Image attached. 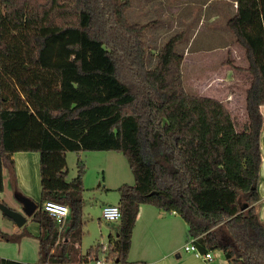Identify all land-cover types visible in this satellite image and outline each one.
<instances>
[{"label": "trees", "instance_id": "trees-1", "mask_svg": "<svg viewBox=\"0 0 264 264\" xmlns=\"http://www.w3.org/2000/svg\"><path fill=\"white\" fill-rule=\"evenodd\" d=\"M226 22L247 61L246 119L224 101L185 85L182 34L167 40L154 67L132 0H0V192L17 151H38L40 260L1 264H84L100 257L81 242L84 162L68 180L67 152H122L135 177L118 188L122 216L108 264L128 262L141 205L180 215L203 252L230 264H264L257 211L264 116V0H235ZM150 47V46H148ZM240 68V67H238ZM64 203L63 224L43 207ZM1 237H9L1 234ZM104 248V246H103Z\"/></svg>", "mask_w": 264, "mask_h": 264}, {"label": "rangeland", "instance_id": "rangeland-1", "mask_svg": "<svg viewBox=\"0 0 264 264\" xmlns=\"http://www.w3.org/2000/svg\"><path fill=\"white\" fill-rule=\"evenodd\" d=\"M203 1L204 0H169L171 7H173V9L178 8V11H176L178 15H180H177L178 17H176V20L173 22L168 18H161V22L163 23L153 25L144 32V38L148 46H150H147L146 55L148 66L154 67L156 65L160 48L167 40L176 34H182V39L178 42L176 49L180 53H183L184 57L186 51L187 53L192 52L196 50L198 46H215V44H222L220 41L219 43H209L211 41H208L207 38L210 36L212 30L218 29L221 31L227 28V13L225 14L226 17H224V12L225 10L227 11L229 7L221 6L223 0H221V2L210 0L211 2L206 5L208 8H205L202 3ZM218 2L220 4L216 6ZM192 3H194L195 6H193ZM140 4V0H132V8L128 11V18L130 21L144 23L153 20V18L157 16L153 15L156 12H152L150 9L145 10L142 6V10L136 11V6L138 5L137 7H140ZM215 9H217V12ZM214 14L217 16H215V23L212 24L210 23V18ZM236 50L237 52L233 57H237L236 61L240 64V59L243 56L242 49L237 46ZM192 56L191 53L190 56L187 57L188 60L185 67L184 80L186 87L192 92L199 94L205 89L206 93H210L212 90L218 88L220 92L215 95H219L223 98H226L230 92H234V97H238V101L235 98H231L232 104L228 106L232 113L236 115L238 122L242 125L246 119L245 92L243 91L245 87L243 85L248 84L247 74L244 73L241 68L236 69V67L231 70L235 80L234 86L219 85L215 82L214 85H198V75L194 72ZM228 68H226V70L223 69V73L220 76H226L227 74L231 75V72H228L230 71ZM226 80L224 82L225 84L227 83ZM79 159L85 164V171L82 179L85 188L83 216L86 223L83 227L84 234L81 242V250L83 253H86L91 248L101 246L99 255L102 257L106 255V253L103 252V246H107L108 244V235L111 232L115 233L119 225V219H117V221H109L102 218L103 207L105 204H118L120 199L118 188L125 183L134 184L135 177L126 156L122 152L113 150H85L67 152L68 180L73 179L77 175V163ZM40 200L41 191L34 197V201L39 203ZM0 202H4L13 209L17 208V211H22V209L15 204L18 203V201L15 197L12 185L8 190L0 192ZM38 230L39 224L32 218H28L25 225L18 226L17 223L12 218L8 217L0 208V235L2 233H7L14 238L10 241L0 238V260L9 258L29 263L37 262L40 258L37 240ZM20 233H25L26 236L19 239L20 237L18 234ZM89 264L94 263L92 261Z\"/></svg>", "mask_w": 264, "mask_h": 264}, {"label": "crops", "instance_id": "crops-1", "mask_svg": "<svg viewBox=\"0 0 264 264\" xmlns=\"http://www.w3.org/2000/svg\"><path fill=\"white\" fill-rule=\"evenodd\" d=\"M185 1V0H182ZM219 1L221 0H214ZM140 7L136 6V11H140L141 6L145 10L156 12L153 15H157L153 18L154 24L158 25L161 22V18L170 19L172 22L178 17V8L173 9L169 0H140ZM194 2V1H193ZM210 0H204L203 6H206ZM216 6H218L220 3ZM223 7H229L228 10L224 12L227 13L226 22L230 16H232L237 8V3L235 0H223L221 2ZM153 5V6H152ZM193 6L194 3H192ZM143 9V10H144ZM226 9V8H225ZM175 10V11H174ZM177 10V11H176ZM217 12V9H215ZM144 12V11H143ZM175 15V16H174ZM178 15V16H177ZM216 14L212 15L210 18V23H215ZM225 26V24H224ZM227 27V26H226ZM223 30H212L210 36L207 38L209 43H219L212 46L204 45L198 46L196 50L187 53H184V62H183V73L185 74V67L187 65L188 56L192 53L193 57V67L194 72L198 75V85H214V82L219 85H233L235 84L234 75L231 72L232 68L238 69L246 68L247 61L244 56L240 59V64L237 63V57H233L236 54L237 44L232 33L227 29ZM232 44V45H231ZM222 45V46H218ZM189 48V46H188ZM240 48V47H239ZM243 53V51H242ZM183 54V53H182ZM244 55V54H243ZM228 65V67H227ZM226 66V67H225ZM228 68L231 72L226 76L222 75L223 69ZM246 73L245 70H243ZM215 75V76H214ZM185 76V75H184ZM232 77V78H231ZM227 79V80H226ZM225 80L227 83L225 84ZM249 85V80L247 85H243L245 92V105H246V90ZM234 86V85H233ZM220 89L216 88L210 93H206V89L201 91V95L210 96L213 98L220 99L225 102L228 106L232 104L231 100L238 97H234L235 93L230 92L226 98H223L219 95ZM230 96V97H229ZM230 98V99H229ZM232 98V99H231ZM229 107V106H228ZM261 112L264 116V104L261 106ZM261 151H262V162L260 167V180H259V193L260 201L257 204V211L261 220L264 222V128L261 136ZM14 164L11 168L10 166H4L3 176H4V191L13 184L20 186L21 190L34 199L41 189V169H40V153L38 151H17L13 154ZM18 207H21L20 203H15ZM106 205V204H105ZM17 209V208H16ZM15 209V210H16ZM19 211V210H18ZM20 212H23L20 211ZM32 218V217H28ZM27 218V221H28ZM103 218V217H102ZM107 220V219H106ZM26 221V222H27ZM109 221H117L109 220ZM39 224V223H38ZM18 225V224H17ZM25 225V224H23ZM22 225V226H23ZM19 226V225H18ZM41 232V227L39 225V230L37 234V240L39 244L38 235ZM118 227L116 228L115 233L111 234L118 235ZM11 239H14L12 235L7 233H2ZM21 239L26 236L25 233L18 234ZM0 238L1 237L0 235ZM7 240V238H4ZM188 237V225L186 221L177 213H170L164 210H161L150 204H143L140 207L137 221L133 230L132 245L128 256V262L123 264H230V262L224 257L221 250L213 251L214 257L211 260H207L202 257H197L185 250L184 246L190 241ZM40 256V255H39ZM9 259V258H4ZM14 260V259H11ZM40 260V258H39ZM38 260V261H39ZM18 261V260H15ZM37 261V262H38ZM91 261L85 262L84 264H89ZM25 262V261H21ZM29 263V262H25ZM36 263V262H33ZM94 263V261H93ZM95 264V263H94Z\"/></svg>", "mask_w": 264, "mask_h": 264}, {"label": "built area", "instance_id": "built-area-1", "mask_svg": "<svg viewBox=\"0 0 264 264\" xmlns=\"http://www.w3.org/2000/svg\"><path fill=\"white\" fill-rule=\"evenodd\" d=\"M44 209L57 221L63 224L70 216V208L68 205L57 202L54 200H46L43 204ZM122 216L121 207L118 204H106L103 207L102 217L107 220L120 219ZM107 246H104L103 252L106 253ZM185 250L191 252L197 257H202L207 260H211L214 257L213 251L203 253L198 246L195 244L194 239H191L185 246ZM106 256L98 257L94 260L95 264H108L106 261Z\"/></svg>", "mask_w": 264, "mask_h": 264}, {"label": "water", "instance_id": "water-1", "mask_svg": "<svg viewBox=\"0 0 264 264\" xmlns=\"http://www.w3.org/2000/svg\"><path fill=\"white\" fill-rule=\"evenodd\" d=\"M14 194L17 201L20 203L23 212L17 211L9 207L4 202H0V208L10 218H12L19 226L26 223L28 217H32L33 214L39 208V203L34 201L33 198L25 194L19 185L13 184Z\"/></svg>", "mask_w": 264, "mask_h": 264}]
</instances>
